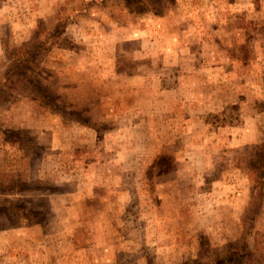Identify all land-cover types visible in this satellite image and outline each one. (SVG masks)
I'll return each mask as SVG.
<instances>
[{
  "label": "rangeland",
  "instance_id": "374dc122",
  "mask_svg": "<svg viewBox=\"0 0 264 264\" xmlns=\"http://www.w3.org/2000/svg\"><path fill=\"white\" fill-rule=\"evenodd\" d=\"M231 248L264 264V0H0V264Z\"/></svg>",
  "mask_w": 264,
  "mask_h": 264
},
{
  "label": "trees",
  "instance_id": "16d2710c",
  "mask_svg": "<svg viewBox=\"0 0 264 264\" xmlns=\"http://www.w3.org/2000/svg\"><path fill=\"white\" fill-rule=\"evenodd\" d=\"M31 53V52H30ZM230 256H231V260L229 263L227 264H234L235 262L239 261L241 259V257L239 256V251H237L236 249H232L230 251ZM235 252V253H234Z\"/></svg>",
  "mask_w": 264,
  "mask_h": 264
}]
</instances>
